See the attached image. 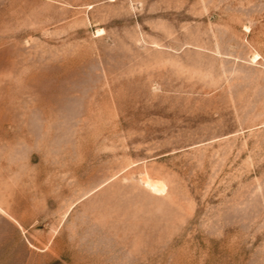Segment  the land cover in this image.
<instances>
[{"label": "rangeland", "instance_id": "rangeland-1", "mask_svg": "<svg viewBox=\"0 0 264 264\" xmlns=\"http://www.w3.org/2000/svg\"><path fill=\"white\" fill-rule=\"evenodd\" d=\"M0 264H264V0H0Z\"/></svg>", "mask_w": 264, "mask_h": 264}, {"label": "bare ground", "instance_id": "bare-ground-1", "mask_svg": "<svg viewBox=\"0 0 264 264\" xmlns=\"http://www.w3.org/2000/svg\"><path fill=\"white\" fill-rule=\"evenodd\" d=\"M145 182H147V181H145ZM159 182H160V181H159ZM150 184H151V183H149L148 185H150ZM146 185H147V184H146ZM152 185H153V187H152ZM152 185H151V189H154V190H152V191H154V192H155V190H156V193L159 192L158 190L160 189V187H162V183H161V185H160V183H159L160 186L157 185L156 183H153Z\"/></svg>", "mask_w": 264, "mask_h": 264}]
</instances>
